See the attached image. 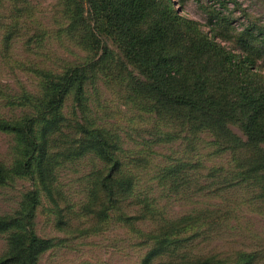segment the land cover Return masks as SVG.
<instances>
[{"label":"trees","instance_id":"1","mask_svg":"<svg viewBox=\"0 0 264 264\" xmlns=\"http://www.w3.org/2000/svg\"><path fill=\"white\" fill-rule=\"evenodd\" d=\"M73 1L78 6L79 28L83 23L82 10L86 8L95 23L93 28L88 27L90 40L95 37L97 42L98 35L117 43L127 63L141 78L132 77L140 82L130 86L129 98L145 103L141 116L151 119L152 124L147 131L152 137L146 143L167 144L170 154L127 153L135 157L124 154L122 127L106 117H97V113L88 115L81 111L86 108L82 99L86 97L90 76L88 60L70 65L63 72L43 70L35 114L19 122L0 121V130L13 133L18 140L11 165L0 162V184L11 174L35 179L34 169L44 157L52 165L53 158L75 160L98 154L106 161L108 176L99 179L97 174L89 173L87 188L90 195L101 190L110 199L109 205L102 203L94 212L102 219L111 210V219L130 228L138 238L144 231L137 229V223L151 226V233L143 235L148 236L151 245L145 264H154L152 260L157 257L168 258L170 264L226 263L223 260H228L227 251L206 252L201 247L221 241V233L207 231L193 238L184 234L196 228L225 227L226 237L231 238L226 239L228 242L235 235L240 242L247 241L254 233L240 224V206L261 203L263 208L257 206L255 211L264 216V69L260 71L251 55H234L209 41L194 21L179 16L171 0ZM74 89L77 105L73 119L66 120L61 108L69 91ZM95 102L98 103L97 98ZM230 125L236 126L243 136L235 134ZM68 127L77 137L69 140L68 146L63 145L62 139L63 148L55 151L53 146L60 143L53 135L59 130L62 135ZM203 133L208 134L207 141L201 137ZM63 135L64 138L69 133ZM198 150H208V159L228 155L229 161L206 167L207 185L199 181L195 185L201 190L211 187L212 193L239 189L244 196H216L222 200L216 204L219 209L207 207L214 205L213 200L204 201L203 206L192 207L180 218H168L161 200L174 199L184 184L183 193L191 192L190 175L180 177V172L200 163L202 154ZM36 194V190L29 192L32 204ZM192 201L195 200L187 198L188 203ZM33 213L22 216L26 229L16 236L13 248L0 259V264H35L40 253L52 246L49 243L40 246L41 239L30 225ZM7 223L0 220V229ZM14 226L21 227L15 223ZM240 252L234 255L236 264H245L255 254Z\"/></svg>","mask_w":264,"mask_h":264},{"label":"rangeland","instance_id":"2","mask_svg":"<svg viewBox=\"0 0 264 264\" xmlns=\"http://www.w3.org/2000/svg\"><path fill=\"white\" fill-rule=\"evenodd\" d=\"M171 2L179 16L194 21L196 28L209 41L234 55H251L256 65L260 66V71L264 69V33L261 34L264 32V0ZM77 10L78 6L73 0H0V121L19 122L25 116L35 114L38 96H41L43 70L63 72L70 65L90 60L86 97L82 99L86 108L81 111L88 115H91L90 112L94 115L97 113V117L103 116L119 124L123 129L120 139L121 147L126 149L124 154L169 155L166 149L169 145L146 143V139L152 137L147 133L152 124L151 119L141 116L145 103L129 98L130 86L139 81L132 78L138 76L137 72L127 63L117 43L110 38L96 35L97 42L95 37L90 40L88 27L90 25L93 28L95 23L84 8L83 23L79 28ZM76 29H79L78 34H75ZM23 96H26L25 101ZM96 98L98 103L95 102ZM76 105L74 89L69 91L63 102V118L73 119ZM229 128L238 136H243L236 126L230 125ZM64 133H69V136L63 138ZM64 133L60 135L59 130L53 135V139L60 143L53 146L55 151L61 150L63 145H70L68 141L78 135L70 127L65 128ZM201 137L207 141L208 134L203 133ZM17 144L13 133L0 130L1 163L11 165ZM198 151L202 154L200 163L195 168H182L183 172H180V177L190 175L191 180L188 181L191 192L187 195L183 193L184 184L174 199L161 200V204L166 206L165 215L168 218H180L192 207H201L212 200L214 205L209 204L207 207L219 209L216 204L222 200L216 196H244L239 189L218 193H212L213 188L207 186L204 190L199 189L196 182L207 185L204 180L207 176L206 167L226 164L225 161L229 160L228 155L208 159V150ZM91 156L75 160L53 158L52 165L44 157L34 169L35 179L11 174L0 184V220L8 222L0 229V259L8 255L16 236L26 229L21 222L22 216H29L30 211H34L30 225L41 239L40 246L48 243L52 245L40 253L35 264H145L151 245L148 236L143 238V235L151 233V226L137 223V229L144 231L138 238L130 228L111 219V210H107L102 219L94 212L102 203L109 205L107 199L110 198L101 190L89 194L86 180L91 173L97 174L99 179L108 176L106 161L98 154ZM34 190L37 194L32 204L29 192ZM176 198L186 199L180 201ZM187 198L195 200L192 201L194 203H188ZM257 206L263 208L261 203L253 202L238 209L240 224L251 228L254 233L247 241L240 242V237L235 235L228 242L226 239L231 238L226 237L225 227L196 228L184 236L193 238L195 234L200 236L207 231L211 234L221 233V241L205 243L202 249L206 252L227 251L228 260L224 259L226 263L223 264H236L234 255L240 251H254L255 254L245 264H264V216L255 211ZM84 208L90 211L85 212ZM14 223L21 227L14 226ZM20 240L24 241L22 238ZM152 261L154 264H170L168 258L157 257Z\"/></svg>","mask_w":264,"mask_h":264}]
</instances>
